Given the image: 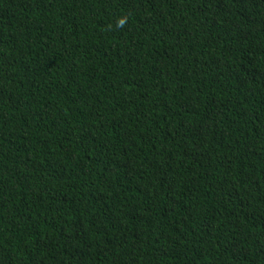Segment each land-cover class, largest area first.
<instances>
[{"label": "trees", "instance_id": "16d2710c", "mask_svg": "<svg viewBox=\"0 0 264 264\" xmlns=\"http://www.w3.org/2000/svg\"><path fill=\"white\" fill-rule=\"evenodd\" d=\"M0 264H264V0H0Z\"/></svg>", "mask_w": 264, "mask_h": 264}]
</instances>
